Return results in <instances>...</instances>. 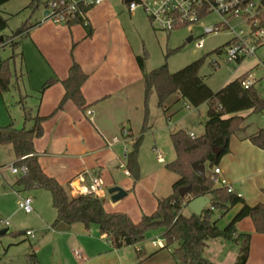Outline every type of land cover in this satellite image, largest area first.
Segmentation results:
<instances>
[{
    "label": "crops",
    "instance_id": "1",
    "mask_svg": "<svg viewBox=\"0 0 264 264\" xmlns=\"http://www.w3.org/2000/svg\"><path fill=\"white\" fill-rule=\"evenodd\" d=\"M136 12H129L122 0H108L88 11L91 36L87 35V30L82 24H53L50 21H36L39 24L29 33L39 49L41 60L47 65L45 70L40 63L41 69L43 66L41 82L55 79L40 92L36 113H31L32 116L44 117L41 122V134L34 138V150L41 169L56 179L69 193V183L75 181L77 184L79 175L84 177L85 182L93 175H100L104 183L100 199L105 210L123 212L133 221L154 212L157 199L168 196L172 191L173 182L177 179V175L166 168V163L164 169L174 175V179L167 185V190L161 194L151 191L143 197V181H134L130 173H125L127 153L133 140L140 134L145 118L143 75L137 63V56L142 54L132 44L124 29L125 22L131 21ZM98 30L101 31L100 34H96ZM40 32H43V36L38 38L37 34ZM74 42L76 45L72 53L67 54V49ZM94 43L96 46H93ZM247 60L235 62L242 66V69L234 79L249 72L255 76L263 72L261 67L256 65L255 58L249 59L245 67L243 63ZM73 62L78 63L87 75L81 87L85 99L84 109L79 108L71 99L66 100L61 108L58 107L64 94L61 81L67 77ZM145 69L148 71L146 65ZM261 89H264V83ZM153 94L155 108L158 107L164 119H167V122L172 121L175 126L168 132V127L162 126L159 112L156 111L152 115L153 112L149 108L146 124L153 135H164L167 132L170 137L171 133L178 130L187 134L192 132L196 137L203 133L206 117L200 116L199 109L205 107L206 112L207 103L197 108H186L188 103L179 93H174L166 99L164 107H159L156 93L153 92L150 97ZM88 109L92 111L90 116L86 114ZM191 109H196L197 114L191 112ZM238 114L244 118L242 129L230 136L229 151L219 159L216 167L220 168L219 177L224 179L232 192L241 196L247 205L264 204V149L249 140L263 125H255L250 121L255 114L252 110H244ZM10 122H13L12 119L8 121ZM196 123L200 125L197 132L194 128ZM29 124L31 128L33 121H29ZM123 128L129 131L126 137L122 135ZM114 137H118L119 141L111 143ZM5 146L6 152L12 151L14 155L12 146ZM171 146L173 157L168 163L176 157L172 141ZM153 147L160 149L165 162V152L156 144ZM218 148L213 146L212 153ZM16 160L14 155L13 164ZM206 165L207 162L205 169ZM14 175L9 186L13 191H23L22 186L16 183L20 175ZM113 186L121 187L126 191V195L133 190L141 210L139 215L125 204H116L121 198L116 201L111 199L108 190ZM241 206L242 204H236L230 207L219 218L217 225L225 226ZM182 213L189 215L191 211L185 206ZM213 218H218V214L215 213ZM54 219L38 225L40 238L37 236L36 241L31 244V250L39 264H178L172 254V246L164 247L163 229H157L158 235H162L161 238H156L153 230H149L142 242L116 248L107 240L105 234L99 232L96 225L85 227L76 223L69 228H58L51 226ZM236 231L237 234L250 235L249 253L245 264H264V232L256 230L251 217L239 220L236 223ZM150 233L151 237L147 238ZM156 240L162 241L163 246L153 245L152 241ZM238 252L239 245L217 237L207 241L203 256L216 264H235ZM26 259V264H29L27 255Z\"/></svg>",
    "mask_w": 264,
    "mask_h": 264
},
{
    "label": "trees",
    "instance_id": "2",
    "mask_svg": "<svg viewBox=\"0 0 264 264\" xmlns=\"http://www.w3.org/2000/svg\"><path fill=\"white\" fill-rule=\"evenodd\" d=\"M10 0H0V7ZM43 4V0H30L28 6L32 12ZM39 22L24 23L13 36L19 35L21 40L29 36L30 30ZM87 35H91V28L84 25ZM7 27V19L0 12V34ZM11 38V37H10ZM8 41L9 38H6ZM5 41L3 35L2 42ZM13 47H18V41H11ZM227 43V42H226ZM224 43L223 46L226 45ZM219 46L214 51L219 52ZM180 47L169 50L164 63L151 70L145 69L146 53L137 56V63L143 75L145 118L141 133L133 140L131 149L126 156V168L133 180L139 179L138 153L142 141V132L147 129V103L150 95L155 92L157 105L164 107L166 99L174 93H179L190 107L197 108L207 103L206 120L203 133L190 138L183 130L170 134L176 157L166 164V168L177 175L172 184L171 193L157 199L154 212L143 215L140 220L133 221L123 212H108L103 201L92 195L72 196L69 191L56 179L48 176L40 167L37 154L34 150V138L41 134V122L44 117L32 116L28 109L23 107V123L33 121L31 128L22 126L17 128L13 122L0 126V145L10 144L13 148L16 166H26L27 172L16 179V183L24 190L40 188L48 190L51 194L52 206L56 210V217L52 227L69 228L71 225L81 223L85 227L96 225L101 234H105L113 247L136 245L145 239L149 230L163 229L164 247L172 246V254L178 264H216L203 256L207 241L211 238H223L239 245V252L235 264H245L249 253L250 235L238 233L236 223L244 217H251L255 228L264 232V204L247 205L241 196L234 194L228 186H218L211 178V169L216 167L219 159L229 151L230 136L242 129L244 118L238 113L252 110L253 113L264 111V96L257 87L245 89L238 77L217 91H213L204 81L199 71L206 55L191 61L177 71L171 72L167 65L168 57L178 52ZM13 55L11 56V58ZM214 67L216 65L214 64ZM8 61H0V89L8 88ZM87 75L80 65L73 62L68 75L63 79L64 94L59 103L71 99L79 108H85V99L81 87ZM55 79H48L40 92L50 86ZM255 146L264 149V126L249 137ZM213 146L219 147L217 155L211 151ZM203 160L209 165L204 177L198 176L191 164ZM183 186H191L184 195L178 190ZM264 192V188H263ZM206 195L210 204L201 216L194 213L184 215L182 209L192 198ZM242 204L239 211L223 227L217 222L230 207ZM218 218H213L214 214ZM29 264H39L34 252L27 254Z\"/></svg>",
    "mask_w": 264,
    "mask_h": 264
},
{
    "label": "rangeland",
    "instance_id": "3",
    "mask_svg": "<svg viewBox=\"0 0 264 264\" xmlns=\"http://www.w3.org/2000/svg\"><path fill=\"white\" fill-rule=\"evenodd\" d=\"M29 2L30 0H10L0 7L1 14L7 19V27L0 34L5 36V41H0V61H8L9 72L8 88L0 89V126H5L12 119L15 127L25 126L29 128V122L23 123V107L32 114L36 113L40 91L46 82V80L41 82V72L43 66L46 70L47 65L41 60L39 49L33 37L27 36L21 40L19 35L13 36L14 32L26 22L30 24L36 21H48L43 20L41 7L32 12L28 6ZM217 19L216 15L210 14L192 27H183L171 33H165L154 29L144 13L138 10L131 21L125 22L124 29H126L128 38L140 51V54L146 53L145 65L148 70L162 65L166 53L177 47H180L179 51L171 54L167 59L168 68L172 71H176L191 61L206 55L199 73L210 88L218 90L226 82L238 76L242 66L235 62H227L222 54L214 51L231 38L232 33L229 27L217 33L202 35V26ZM239 22V20H231L230 24L234 26L240 24ZM100 32L98 30L96 34H100ZM190 35L193 36L194 40L204 37V47L198 49L194 40L188 42L187 37ZM42 36L43 32L37 34L38 38ZM6 38H9V40L7 41ZM12 40L18 41L19 46L13 47ZM75 45L76 42L67 49V54L72 53ZM94 45L96 46V43ZM256 55L264 57V47L259 48ZM215 61L218 62L216 67H214ZM40 63L43 65L42 69ZM248 63L249 59L243 64L246 67ZM38 64L39 66H37ZM150 98L151 100L148 99L147 103L148 113H150V109L153 112L152 115L156 111L159 112L163 122L162 126L168 127L167 131L170 132L175 127L173 122H167L161 111L157 109L158 107L155 108V95L153 94ZM204 111L205 107H200V116L206 117ZM191 112L197 114L196 109H191ZM250 121L255 125L264 126L263 112L255 113ZM146 126L147 129L142 132V141L138 153L139 179L143 181V191L141 193L143 197L151 191L161 194L167 190L168 183L170 184L174 179V175L164 169L165 164L173 157L169 135L167 132L164 135H153L147 124ZM194 128L197 132L200 130V125L196 123ZM154 139L156 142H154ZM154 144L165 152V162L162 163L157 160L152 149ZM6 148L7 146L0 145V230L9 227V232L0 236V264H26V255L31 252V244L36 240L25 237L24 231L33 229L40 238L41 232L37 229L38 225L50 219L53 220L56 212L52 206L51 194L48 190L28 189L20 192H16L17 189L12 190L9 184H11L15 175L11 173L8 166L13 164L14 155L12 151L6 152ZM208 170L209 165L207 163L206 171ZM25 196L32 198L33 211L30 213L23 212L17 205L19 197L23 198ZM118 203L121 206L125 204L129 209H134L137 215L141 212L133 190H130L128 195L118 200L116 204ZM147 211L150 212V210ZM6 221L7 224H5ZM153 233L157 235L156 238L162 237V235H158L159 231L157 229L153 230ZM151 235L152 233L147 238H150Z\"/></svg>",
    "mask_w": 264,
    "mask_h": 264
},
{
    "label": "built area",
    "instance_id": "4",
    "mask_svg": "<svg viewBox=\"0 0 264 264\" xmlns=\"http://www.w3.org/2000/svg\"><path fill=\"white\" fill-rule=\"evenodd\" d=\"M108 0H43L41 6L43 20H48L55 24L71 25L79 23L88 25V11L99 4ZM129 12L141 10L147 17L149 23L154 29L171 33L183 27H192L199 23L202 18L207 15L214 14L217 20L202 26V35L213 34L225 28H230L231 38L226 45L219 49L227 62H238L255 58L257 66L261 67L262 73L255 76L249 72L241 79V85L245 89L257 87L260 94L264 96V89L261 85L264 83V58L258 57L256 51L264 47V0H122ZM231 20H239L240 24L232 25ZM3 36V35H2ZM192 36V35H190ZM3 40V39H2ZM191 40H194L193 36ZM195 46L202 49L205 44V38L201 37L194 40ZM218 65V62H214ZM189 108V104L185 106ZM87 115H91L92 111L88 109ZM264 120V111H263ZM129 131L123 128L122 135L128 136ZM190 138H195L194 133L189 132ZM119 141L118 137H114L112 142ZM153 152L159 162H164L163 153L159 148L153 147ZM14 174L23 175L27 172L26 166H16L14 164L8 166ZM129 174L128 170H125ZM220 168L214 167L211 178L218 186H228L226 181L219 177ZM78 183L73 181L69 183L70 194L92 195L100 198L104 183L100 175H93L87 182L82 175L77 177ZM229 187V186H228ZM231 190V188L229 187ZM18 208L25 213L32 212V198L30 196L21 197L18 200ZM8 222L6 221L5 224ZM24 236L36 240L37 235L33 229L24 231ZM153 245L163 246L162 241H152ZM78 254V252H76Z\"/></svg>",
    "mask_w": 264,
    "mask_h": 264
},
{
    "label": "water",
    "instance_id": "5",
    "mask_svg": "<svg viewBox=\"0 0 264 264\" xmlns=\"http://www.w3.org/2000/svg\"><path fill=\"white\" fill-rule=\"evenodd\" d=\"M126 1H130V0H126ZM43 14L46 15L47 11H44ZM191 38H192V36H188L187 41L188 42L191 41ZM2 39H3V36L0 35V41H2ZM219 150H220V148H218V150H216V151L213 150V152H215L214 155H217ZM191 168L200 177H204L206 174L205 162L203 160L193 162L191 164ZM190 189H191V186H183V187L179 188L178 192L180 195H184ZM108 194L111 195V199L113 201H116V200L122 198L123 196H125L126 191L123 190L119 186H113V187L109 188ZM209 204H210L209 197L206 195H201V196H198V197H195V198H192L191 200H189L188 203L186 204V206L192 213L196 214L197 216H201L203 210L206 207H208ZM8 232H9V227H6V228L0 230V236L7 234Z\"/></svg>",
    "mask_w": 264,
    "mask_h": 264
}]
</instances>
